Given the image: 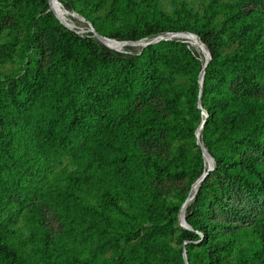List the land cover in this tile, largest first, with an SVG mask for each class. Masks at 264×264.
Masks as SVG:
<instances>
[{"label":"trees","instance_id":"1","mask_svg":"<svg viewBox=\"0 0 264 264\" xmlns=\"http://www.w3.org/2000/svg\"><path fill=\"white\" fill-rule=\"evenodd\" d=\"M4 1L15 13L2 35L11 14ZM58 1L114 40L196 37L119 51L63 26L48 0H0V62L21 57L18 71L0 73V207L15 202L31 225L30 250L0 222V264H184L183 249L187 264H264V0H173L169 10L160 0H114L108 28L94 14L106 0ZM197 38L211 55L200 90L205 51L186 40ZM203 118L199 141L214 166L186 203L190 228H176L207 167L195 142ZM172 141L168 156L147 148ZM58 154L72 167L39 184ZM35 163L44 166L29 176ZM163 176H186V190L173 186L167 198ZM211 207L246 212L248 224L210 218ZM47 209L63 229L48 230Z\"/></svg>","mask_w":264,"mask_h":264},{"label":"rangeland","instance_id":"2","mask_svg":"<svg viewBox=\"0 0 264 264\" xmlns=\"http://www.w3.org/2000/svg\"><path fill=\"white\" fill-rule=\"evenodd\" d=\"M113 1L114 0H106L103 9L94 12L95 16L100 17L102 24H103V27H105V28L109 27L107 25V23L110 19H109V16H107V15H108V11L112 8ZM172 1L173 0H160L159 4L162 6V8L169 10L170 4ZM183 1H185L189 5L196 6L201 0H183ZM2 5H5V7H7L11 11V14H9L3 21L4 22L3 26L5 29V32L3 31L2 35H5V33L8 32V30L10 28L11 17L13 19V14L15 13V10L13 8L9 7V1H4L2 3ZM10 15H11V17H10ZM66 16H68V18H66V20H70L69 18H72V17H69V15H66ZM70 24L71 25L68 26V28L74 29L80 34L81 33L84 34L88 31V26L86 25V23L84 21H80V20L72 21V20H70ZM190 42L200 48V46L195 44L193 41H190ZM108 43L112 47L119 48V51H126L127 50L126 46H123L124 44H121L120 42L108 41ZM128 45H134V47L136 46V44H128ZM20 68H21V57L16 55V54H14L11 59H7L4 62H0V73L10 72V71L16 72ZM185 78L186 77H184L182 75H175L174 79L179 80V81H185L186 80ZM202 109L200 112L204 115ZM186 140H188V138H186ZM187 142H188L189 148L193 149V145L191 144L190 140H188ZM199 143H200V141H199ZM173 144H174L173 141L170 144H166V145L158 143V144L149 145V146H147V148L151 151H157V152L160 151L161 153L168 156L169 153L171 152ZM58 155L59 156H57L54 160L49 161V163H51V164H49V167L44 170L43 176L42 177L37 176V178L39 179V184L45 186L46 182H49L51 180H54V181L58 180L59 176H62L65 171L69 170L72 167V163H70V159H69L68 155H65V154H58ZM43 166H44L43 163H35V167L33 169L30 168V172L28 175L32 176L34 174L33 170H35V168L41 169ZM35 178H36V176L34 177V179ZM163 178L164 179L162 181H160L159 184L161 183V187L163 188V191H165L164 194L167 198H170L171 193L174 192V191H172L173 186L178 185V186L183 188V191L186 190V186L188 183L186 176L176 178V179H171L170 177H166V176H163ZM209 179H212V178L209 177ZM199 185H200V183H199ZM199 185L193 189V192H196ZM99 187H100V185L98 182L93 184V196L95 199L97 198V193H98ZM215 187L216 188L218 187L217 184H215ZM193 192L191 194V198H193L192 197L194 195ZM212 195H213L212 188H209V186H208L205 190V196H206L207 201L212 197ZM7 198H8V196L5 195L4 200ZM1 205H2V207H0V222L4 225L10 227L12 230H14V233L17 235L18 239L24 243L26 249L29 248L31 250L30 243L28 242V240L25 239L26 236L28 235L29 229L31 230V225L29 223V219L26 217V214L24 213L23 208L17 206V204L15 202H9V201L5 202V205H3V204H1ZM214 207H216V206H214ZM213 208L211 207V212L207 214L210 218H215L216 220H219V221L225 220L226 222H229L232 224H234V223L235 224H243V225L248 224L249 218H248V214L246 212H242L243 214L239 218V217H235L232 214H228V213H227V215H224V213L220 214V212L214 210ZM263 208H264V201L258 205V209L262 210ZM215 211L218 214H216ZM44 223L47 225V228L51 233H55V232L59 231L60 229H63V228H61L62 227V221H61L59 215L57 213H55L53 210L52 211L48 210L44 213ZM173 226L176 228L180 227L178 220L176 221V223L173 224ZM64 230L66 231V229H64ZM66 232L69 234L74 233L72 230H69ZM169 236H170V240H171L172 237H171V235H169ZM65 238L67 240L69 239L67 237H65ZM74 239H75L74 244H77L78 247L81 248L80 249V255L85 254L86 253L85 246H83V244L80 245V243H81L80 242V240H81L80 234L76 233V235L74 236Z\"/></svg>","mask_w":264,"mask_h":264},{"label":"water","instance_id":"3","mask_svg":"<svg viewBox=\"0 0 264 264\" xmlns=\"http://www.w3.org/2000/svg\"><path fill=\"white\" fill-rule=\"evenodd\" d=\"M52 1H55L57 2L59 5L60 2L58 0H48V3H49V10H51L53 12V15L54 17L58 20L59 23H61L63 26L65 27H68L63 21H61L57 16H56V13L55 11L52 9L51 7V3ZM73 14H77L76 12H72ZM74 18V16H72ZM79 19H81L82 21H84L86 23V25L88 26V31L92 34V36H95L96 40H99L101 43H103L100 39L103 38V39H106V40H114V39H107L105 36H102L100 34H98L95 29L91 26V24L88 22V21H85L83 19V17H77ZM180 33H190V32H180ZM193 34V33H191ZM196 36V35H195ZM171 37H168V36H161V35H156L155 37H153L152 39L150 40H134V41H128V40H115L116 42H120L121 44H136V45H140V46H144L145 44H148V43H153V42H157V41H160V40H165V39H170ZM197 41H198V44L200 46V49L201 50H204L205 53H204V57H205V61H204V64L199 72V76L197 78V82H198V85H199V90H200V85H201V81H202V78H203V74H204V67L207 63V61L209 60L210 56L209 55V51H208V48L206 45L202 44V42L197 38ZM104 45H106L105 43H103ZM107 47L111 48V49H115V50H119V48H116V47H111V46H108L106 45ZM197 105L200 106L198 100H197ZM203 113H204V116L206 115V111L204 109H202ZM205 118H203L201 120V122L198 124L196 130H195V137H196V140L195 142L199 144V147H200V150H201V154L204 155L208 161L207 163V167L206 169H204L203 171H201L200 175L197 177L196 180H194L191 184V187L190 189L192 188V185L194 182H199L202 180V178L204 177V175L210 170L213 168L214 166V160H213V157L209 154V152L207 151V149L199 143V135H200V128L202 127L203 125V122H204ZM195 193V192H194ZM193 193V194H194ZM191 198V195H188L184 201H182V205H183V211L185 210V206H186V203L187 201H189V199ZM180 211V208L178 210V212ZM183 211H181V214H180V218L182 220L183 223H181L180 225L182 227H187V228H190V226L187 224V222L185 221V218H184V213ZM178 222H179V218H178ZM183 257H184V264H187V258H186V253H185V249H183Z\"/></svg>","mask_w":264,"mask_h":264},{"label":"bare ground","instance_id":"4","mask_svg":"<svg viewBox=\"0 0 264 264\" xmlns=\"http://www.w3.org/2000/svg\"><path fill=\"white\" fill-rule=\"evenodd\" d=\"M51 7H52V9L55 11V13H56V16L59 18V16L60 17H62V18H68V16H66V15H69V17H72V16H74V20L75 19H77V20H80V21H82L81 19H79V18H77V17H80L78 14H73L72 12H74V11H68V10H66L65 8H61L60 6H59V4L57 3V2H55V1H52V3H51ZM66 14V15H65ZM60 19V18H59ZM61 20V19H60ZM184 35H192V36H195L194 34H191V33H180V32H167V33H165V34H163V35H161V36H168V37H177V38H182V37H185ZM196 37V36H195ZM107 39H110V38H108V37H106ZM182 39H185V38H182ZM103 43H105L106 45H108V46H111L109 43H108V41H115V40H106V39H103V38H101L100 39ZM186 40H188L189 42L190 41H192V40H189V39H186ZM197 41V40H196ZM116 42V41H115ZM198 42V41H197ZM191 43V42H190ZM191 44H193V43H191ZM194 45V44H193ZM112 47V46H111ZM203 158H204V165H205V167L207 166V163H208V161H207V159H206V157L203 155ZM201 181H199V182H194L193 183V185H192V188L190 189V192H189V195H191L192 194V192H193V189L195 188V187H197L198 185H199V183H200ZM194 193V192H193ZM181 211H183V205H181V208H180V211H179V214H178V218H179V224H181V223H183L182 222V220H181V218H180V214H181ZM183 213H184V211H183Z\"/></svg>","mask_w":264,"mask_h":264}]
</instances>
